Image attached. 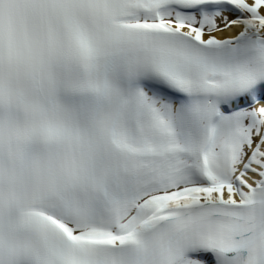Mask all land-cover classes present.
<instances>
[{
    "label": "snow or ice",
    "instance_id": "6c2138e0",
    "mask_svg": "<svg viewBox=\"0 0 264 264\" xmlns=\"http://www.w3.org/2000/svg\"><path fill=\"white\" fill-rule=\"evenodd\" d=\"M0 264H264V0H0Z\"/></svg>",
    "mask_w": 264,
    "mask_h": 264
}]
</instances>
